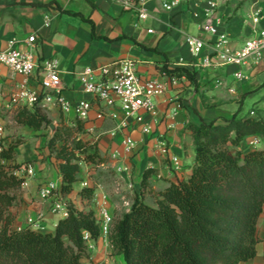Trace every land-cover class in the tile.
Returning <instances> with one entry per match:
<instances>
[{
	"label": "crops",
	"instance_id": "crops-1",
	"mask_svg": "<svg viewBox=\"0 0 264 264\" xmlns=\"http://www.w3.org/2000/svg\"><path fill=\"white\" fill-rule=\"evenodd\" d=\"M230 1V4L226 3L217 10L214 20L220 24L221 32L229 36V48L234 52L253 38L256 31L264 30V0H246L238 7L237 0ZM205 2L191 1L199 5L201 17L196 19L189 5L168 13L159 1H153L148 6L150 18L141 22L135 12L123 9L112 0H0V50L6 49L11 40L25 41L36 35L38 57L41 60L55 58L60 62L62 95L69 102L90 99L84 92L79 73L87 67L96 68L119 60L139 62L141 73L162 82H169L172 78L161 73L163 67L168 70L185 68L196 73L199 85L197 92L188 87L189 80L183 77L185 87L178 82L169 84L166 94L156 100L158 120L154 127L157 134L166 138L171 154L179 158L181 168L177 171L158 154L154 141L142 136L139 131L131 136L144 143L128 154L120 145L122 135L116 138L109 135L116 126L115 122H91L84 125L86 133L82 138L96 143L98 153L104 159L99 167L102 170L110 168L112 174L89 172L90 168L82 164L73 192L63 195L59 162L48 150V135L43 136V129L35 132L28 127L15 126L14 134L21 137L23 144L15 150L14 163L23 167L32 162L35 175L24 178L19 200L9 210L13 217V231L29 228L27 219H38L42 215L43 230L30 229L42 234L54 233L58 222L63 220L53 216L50 205L40 200L39 187L44 182L54 183L62 198L76 210L93 211L97 221L104 196L108 198L113 220L126 214L139 195L147 205L155 207L154 193L164 191L170 184H178L192 175L196 147L191 125H224L234 115L244 118L256 113V110L264 111V61H249L243 67H201L202 60L207 56L215 57L214 38L203 33L199 26L204 21L202 11ZM259 12L262 21L254 25L253 19ZM72 14L90 19L94 24V34L89 23ZM149 30H153V33H148ZM186 35L198 37L206 43L207 47L198 58L193 57L186 45ZM213 60L217 62L216 58ZM241 71L246 78L237 80L235 75ZM219 80L223 81L224 86H217ZM25 83L32 90H41L36 77L28 79L0 67V89L5 94L16 92ZM186 99L188 102L191 100L192 106L184 107ZM247 103H252L249 110H245ZM178 104L182 105L180 110L176 109ZM43 109L51 123L76 124L72 115L64 118L57 108L46 106ZM15 111L7 115L6 125L14 119ZM8 134L6 129V136ZM254 139H259V145L263 144L261 149H264L261 137L247 138L239 149L245 152L260 150L251 147ZM29 141L33 142L31 147L19 159V150ZM48 156L49 159H46ZM147 170H153L154 174L149 178L148 188L142 189L143 175ZM84 188L94 190L92 200L80 196ZM258 236L260 243L256 258L241 264H264V213L258 222ZM91 246L93 248L88 250L91 260L94 264L102 263L106 259V247L101 241H92ZM114 260L116 264H125L122 256H116Z\"/></svg>",
	"mask_w": 264,
	"mask_h": 264
},
{
	"label": "trees",
	"instance_id": "trees-1",
	"mask_svg": "<svg viewBox=\"0 0 264 264\" xmlns=\"http://www.w3.org/2000/svg\"><path fill=\"white\" fill-rule=\"evenodd\" d=\"M72 15L89 23L94 34L90 19ZM161 73L183 76L199 91L195 72L163 67ZM13 123L39 132L51 121L43 108L36 107L16 110ZM190 130L196 147L190 178L154 193L155 207L137 196L110 233V243L125 264H241L257 256L258 222L264 213V149L245 152L239 148L247 138L264 140V111L244 118L234 115L224 125H191ZM85 133L79 121L74 126L61 123L48 145L59 162L63 195L73 192L82 164L104 162L96 143L82 138ZM22 144L11 141L0 154V223L4 224L0 264H82L88 257L85 235L94 242L101 237L93 211L81 212L70 205L68 217L58 222L54 233L12 230L9 210L17 204L25 180L15 175L20 165L3 161L14 162L15 150ZM152 174L153 170L145 171L142 189L148 188ZM93 195L92 188L80 193L89 201Z\"/></svg>",
	"mask_w": 264,
	"mask_h": 264
},
{
	"label": "built area",
	"instance_id": "built-area-1",
	"mask_svg": "<svg viewBox=\"0 0 264 264\" xmlns=\"http://www.w3.org/2000/svg\"><path fill=\"white\" fill-rule=\"evenodd\" d=\"M123 9L135 12L141 22L150 18L148 6L153 1H159L163 9L168 13L179 10L184 5H189L193 11V17L199 19V5L191 3L192 0H112ZM229 0H206L202 11L204 21L199 25L206 35L214 38L213 49L215 57L207 56L202 60L201 67L208 69L214 66L222 68L227 66L243 67L249 61L259 63L264 61V30L256 31V35L246 41L239 51L232 52L229 48V36L221 32L220 24L214 20L217 10ZM192 4V5H191ZM262 21L259 12L253 19L254 25ZM48 26V23L46 24ZM148 33L152 34L153 30ZM185 43L189 47L194 58H198L207 47L206 43L191 35L185 36ZM214 58L217 62H214ZM0 67L7 68L10 72L26 77H36L41 90H32L23 84L16 92L9 95L0 89V154L7 148L6 139V115L18 109H35L46 106L57 108L64 118L70 115L83 125L97 121H112L116 123L115 128L109 132L112 138L122 135L120 145L124 151L131 154L137 146L144 141H136L131 134L139 131L142 136L154 141V148L158 154L169 162L174 170L181 168L179 158L170 152L169 144L162 134H157L155 124L157 123L158 111L156 100L166 94L169 84H175V78L169 82L145 76L139 69V62L132 60H119L101 65L96 68H85L79 73V80L84 92L90 97L76 103L69 102L62 95V71L60 62L55 59L41 60L37 55V36L32 35L25 41L11 40L7 48L0 50ZM237 80L246 77L242 71L235 75ZM217 86H224L223 81H217ZM182 108L181 104L176 106L177 110ZM254 116V113H251ZM125 133V134H124ZM259 139H254L250 145L257 148ZM22 171V172H21ZM128 171V169H126ZM26 173L27 177L35 175L32 164L22 167L15 172ZM24 179V178H23ZM25 180V179H24ZM39 198L50 205V213L53 216L67 218L69 214V203L63 199L58 192L57 186L52 182H44L39 187ZM43 216L38 219H27L29 228L43 230ZM98 223L101 235H108L113 217L110 213L109 202L106 196L102 199L99 210ZM2 225L0 223V232ZM87 247H91V238L88 234L84 237Z\"/></svg>",
	"mask_w": 264,
	"mask_h": 264
},
{
	"label": "rangeland",
	"instance_id": "rangeland-1",
	"mask_svg": "<svg viewBox=\"0 0 264 264\" xmlns=\"http://www.w3.org/2000/svg\"><path fill=\"white\" fill-rule=\"evenodd\" d=\"M246 0H237V5H236V7H238V6H240V5H242L244 2H245ZM230 4L231 3V1L229 0L228 2H227V4ZM182 78H183V76H179V77H176L175 79L177 80V82L178 83H180L181 85H183L184 87L186 86V84H185V82L184 81H182ZM185 78V77H184ZM187 79V78H186ZM188 87H191L192 89H194L195 90V88H193V86H192V84L190 83V81H189V85H188ZM185 102L187 103L188 101H187V99L185 100ZM185 105V104H184ZM251 106H252V103H247L246 105H245V110H249L250 108H251ZM185 108H187L186 106H184ZM183 107V108H184ZM256 113H255V115H257L260 111H258V110H256L255 111ZM6 117H7V115H6ZM5 117V118H6ZM6 120V119H5ZM15 127V125H14V123H13V120H12V122H10V124L9 125H6V129L8 130V132H9V134H8V136H6V139L3 141L4 143H8L9 141H13V143H15V142H17V141H19V140H21V137L18 135V134H14V131H13V128ZM28 129V128H27ZM26 129V130H27ZM49 134V126H45V128L43 129V136H47ZM23 137V136H22ZM27 139H29L28 137H26ZM22 141V140H21ZM30 143H28L26 146H24L23 148H21L20 150H19V152H18V158L20 159V158H23V155L24 154H26L27 152H28V149L31 147V145H32V143L33 142H31V141H29ZM263 147V144H261V145H258L257 146V149H261ZM50 152V151H49ZM51 154V153H50ZM52 155V154H51ZM54 156V155H53ZM46 159H49V156L46 158ZM14 160H15V157H14ZM3 163H5L6 165H14V164H16V163H14V162H10V161H3ZM27 164H32L33 165V163L31 162H29V163H27ZM16 165H18V164H16ZM85 166H88V168H90V170H89V172H92V171H96V172H98V173H104L105 175H109V176H111V169L110 168H103V170H102V168L101 167H99L100 165H86V164H84ZM34 166V165H33ZM20 170H22V167L18 170V171H20ZM101 171V172H100ZM17 172V171H16ZM22 172V171H21ZM17 177H19V178H26L27 176H26V173L25 172H23V173H20ZM154 197V196H153ZM155 198V197H154ZM156 199V198H155ZM120 218H116L115 220H113V223H112V225H111V229H110V231H109V233H108V235H106V236H104L103 234L101 235V237L99 238V240L98 241H101L102 242V244L106 247V250H107V252H106V259L102 262V263H100V264H116V262H115V260H114V257H116L117 255H116V253H115V251H114V249H113V247H112V245H111V243H110V233H111V231H112V229H113V227H114V225H115V223L119 220ZM1 225H2V227H3V223H1ZM97 242V241H96ZM91 248H93L92 246L91 247H87V255H88V257L86 258V259H84L83 261H82V264H94L93 263V261L91 260V255L88 253V250L89 249H91Z\"/></svg>",
	"mask_w": 264,
	"mask_h": 264
},
{
	"label": "water",
	"instance_id": "water-1",
	"mask_svg": "<svg viewBox=\"0 0 264 264\" xmlns=\"http://www.w3.org/2000/svg\"><path fill=\"white\" fill-rule=\"evenodd\" d=\"M185 106L186 107H190L192 106L191 105V100L187 103H185ZM59 123L57 122H53L49 125V134H48V137H47V145L50 144V142L55 138L57 132H58V128H59Z\"/></svg>",
	"mask_w": 264,
	"mask_h": 264
}]
</instances>
